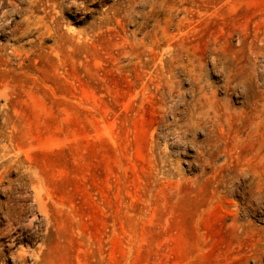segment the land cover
Listing matches in <instances>:
<instances>
[{"label": "rangeland", "instance_id": "1", "mask_svg": "<svg viewBox=\"0 0 264 264\" xmlns=\"http://www.w3.org/2000/svg\"><path fill=\"white\" fill-rule=\"evenodd\" d=\"M165 1L205 91L264 140V0ZM151 10L0 0V264H264V208L192 120V77L178 68L165 97L152 78L170 52ZM215 56L246 83L226 86Z\"/></svg>", "mask_w": 264, "mask_h": 264}, {"label": "bare ground", "instance_id": "2", "mask_svg": "<svg viewBox=\"0 0 264 264\" xmlns=\"http://www.w3.org/2000/svg\"><path fill=\"white\" fill-rule=\"evenodd\" d=\"M148 1L150 2L152 9L151 13L153 10H155V16L158 17L161 9H163L165 12L163 11L164 13L162 14H164L163 16L166 15L164 21H161L159 18H157V25H160L162 22H164V25L160 28V38L157 37L156 32L154 33V37H157L155 42L165 44L167 46V51L170 52L167 61L164 63L161 59L162 64L157 67L156 70L151 72V75L153 76L152 78L156 81L158 89H165V91L162 92L163 97H165V95H172L173 91L175 90L177 81L176 70L178 68L182 72L188 73L192 77L195 89L199 92L196 102L193 104L194 109L193 114L191 115L192 120L199 125L208 124L212 127L213 131L218 133L220 132V136H223L222 147H217L214 153H212H222L224 155L226 158L224 164L227 167V173L230 176V179H238L240 177L248 178L250 193L248 195L247 201L252 202V204H254L256 207L260 206L264 208V140L253 141L250 139H242L238 134L235 113H233L228 108H222L219 106L214 95V91L211 94L205 91L207 86L205 84H201L203 73L197 71L196 64V61L200 60L202 56L197 53L196 46L193 45L190 40H188L187 35L189 32L179 31L176 34L168 32L169 22H171L173 19L171 18L172 14L170 11H172L173 8H178L175 7L177 3H174V5H169V2L167 4L169 5V10L167 9L166 11L165 8H167V6L165 4V0ZM183 9L185 12L187 11V8ZM187 21L188 17L183 16L178 20V23L179 25H183ZM151 45L157 44L153 42V44L151 43L150 46ZM205 50L209 52H217L216 48H205ZM214 58L221 62L222 67L227 72L226 86L230 87L246 83L245 80H242L239 77L238 73L235 71L228 59L217 56ZM143 64L145 65L146 62H143ZM226 128H228V132H226ZM245 142L249 144V149L243 151L242 148ZM12 244L13 239L9 241V245Z\"/></svg>", "mask_w": 264, "mask_h": 264}]
</instances>
